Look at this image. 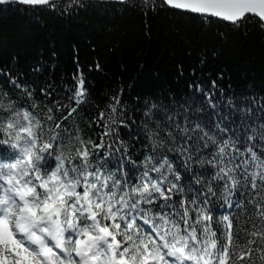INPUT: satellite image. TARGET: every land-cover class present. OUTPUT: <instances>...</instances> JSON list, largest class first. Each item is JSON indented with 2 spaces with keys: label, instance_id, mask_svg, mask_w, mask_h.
<instances>
[{
  "label": "snow or ice",
  "instance_id": "6c2138e0",
  "mask_svg": "<svg viewBox=\"0 0 264 264\" xmlns=\"http://www.w3.org/2000/svg\"><path fill=\"white\" fill-rule=\"evenodd\" d=\"M139 6L264 29V0ZM30 72L0 68V264H264V94L193 69L184 89H115L92 114L78 57L70 83Z\"/></svg>",
  "mask_w": 264,
  "mask_h": 264
},
{
  "label": "trees",
  "instance_id": "16d2710c",
  "mask_svg": "<svg viewBox=\"0 0 264 264\" xmlns=\"http://www.w3.org/2000/svg\"><path fill=\"white\" fill-rule=\"evenodd\" d=\"M71 3L0 6V68L15 63L35 79L30 69L38 64L45 68L41 78L70 83L78 57L92 114L115 89L123 88L129 103L137 95L184 89L193 69L198 77L223 72L237 91L264 94V29L254 17L237 27L167 7L144 12L140 0H129L135 8L84 2L66 9Z\"/></svg>",
  "mask_w": 264,
  "mask_h": 264
},
{
  "label": "water",
  "instance_id": "95a60500",
  "mask_svg": "<svg viewBox=\"0 0 264 264\" xmlns=\"http://www.w3.org/2000/svg\"><path fill=\"white\" fill-rule=\"evenodd\" d=\"M63 1H65V0H52V3L54 4V3H59V2H63ZM71 1H72V0H71ZM84 2L111 3L112 0H84ZM11 5H18V4H11ZM19 6L27 7V8H42V7H46V6H35V7H32V6H24V5H19ZM168 9L173 10V11H176V12H179V13H184V14H188V15H193V14H190V13H187V12H183V11H181V10H176V9H171V8H168ZM193 16H196V15H193ZM197 17H199V16H197ZM250 17H251V16H250ZM204 18H206V17H204ZM207 19H208V18H207ZM213 19H214V20H217V19H215V18H213ZM218 21H220V20H218ZM221 22H223V21H221ZM223 23L227 24L226 22H223ZM228 25H230V24H228Z\"/></svg>",
  "mask_w": 264,
  "mask_h": 264
},
{
  "label": "bare ground",
  "instance_id": "6f19581e",
  "mask_svg": "<svg viewBox=\"0 0 264 264\" xmlns=\"http://www.w3.org/2000/svg\"><path fill=\"white\" fill-rule=\"evenodd\" d=\"M66 1V0H65Z\"/></svg>",
  "mask_w": 264,
  "mask_h": 264
}]
</instances>
